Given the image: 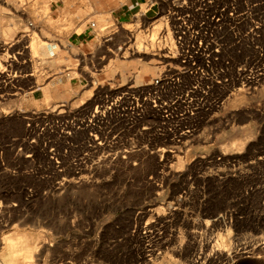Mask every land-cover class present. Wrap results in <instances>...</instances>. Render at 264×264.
Masks as SVG:
<instances>
[{
  "label": "rangeland",
  "instance_id": "1",
  "mask_svg": "<svg viewBox=\"0 0 264 264\" xmlns=\"http://www.w3.org/2000/svg\"><path fill=\"white\" fill-rule=\"evenodd\" d=\"M7 1L0 0L7 20L0 33V41L7 42L0 49L6 66L0 76V258H7L6 236L21 238L20 248L34 244L31 258L19 255V264H264V79L251 91H219L224 105L202 115L188 145L187 137L174 144L143 129L156 121L148 116L133 127L114 129L109 137L117 134V140L103 150L90 145L89 129L74 131L70 123L74 111H88L93 100L75 107L70 91L51 100L44 86L56 77L67 79L72 69L88 80L91 74L97 81L116 77L112 89L147 83L164 68L157 55L146 56L151 63L117 58L122 78L105 66L128 41L126 25L134 31L139 21L138 30L149 31L151 20L137 13L118 24L109 14L93 16L90 7H75L86 0H72L67 8L65 0H21L20 12L11 6L16 0ZM224 2L246 13L229 57L256 77L264 69V0ZM91 20L101 34L113 33L111 40L91 53L68 49L70 36ZM37 32L50 39V47L61 44L59 52L66 51L67 58L56 63L52 55H42L35 68L23 63L31 57L24 44ZM30 72L37 73L25 75ZM74 76H69L72 89L91 88L74 83ZM234 140L243 147L221 153L219 146ZM172 145L182 148L175 151L181 168ZM219 214L224 218L216 222Z\"/></svg>",
  "mask_w": 264,
  "mask_h": 264
},
{
  "label": "built area",
  "instance_id": "2",
  "mask_svg": "<svg viewBox=\"0 0 264 264\" xmlns=\"http://www.w3.org/2000/svg\"><path fill=\"white\" fill-rule=\"evenodd\" d=\"M146 4L141 16L151 20L150 25L162 18L159 39L165 44L164 68L147 83L115 89L100 83L93 87L95 80L90 75L83 86L91 83L93 87L91 107L86 112L74 111L70 121L74 131L89 129L90 145L103 150L117 140V134L109 137L114 129L133 127L148 116L156 121L143 129L152 128L155 137L172 142L190 139L202 115L224 105L218 92L232 89L233 93L241 83L238 73L245 67L229 57V49L240 42L235 6L225 7L224 0H147ZM149 12L151 16L146 15ZM91 27L97 29L95 21ZM102 35L111 40L113 33Z\"/></svg>",
  "mask_w": 264,
  "mask_h": 264
},
{
  "label": "bare ground",
  "instance_id": "3",
  "mask_svg": "<svg viewBox=\"0 0 264 264\" xmlns=\"http://www.w3.org/2000/svg\"><path fill=\"white\" fill-rule=\"evenodd\" d=\"M9 1V0H8ZM7 1V2H8ZM10 1H12V0H10ZM14 3H12V9H15V10H17V11H19L20 9L21 10H23L22 8H21V6H22V4H23V1H22V4H20L21 3V0L19 1V0H16V1H13ZM9 3V2H8ZM35 4V3H34ZM20 12V11H19ZM23 12V11H22ZM2 14V13H1ZM0 14V33H1V31H2V24L5 22V16H4V14H2L1 15ZM245 12H243V13H240V11L238 10V14H237V20H238V25L240 24V22H241V20L243 19V18H245L246 19V16H245ZM42 15V14H41ZM140 15V14H139ZM141 16V15H140ZM8 18V17H7ZM48 18V19H47ZM46 19V21H47V23L48 24H51V25H56L55 23H56V21H54L53 19H51V18H49V17H47ZM41 19H42V17H41ZM19 21H20V19H18ZM18 20H16L15 22H18ZM27 20V19H26ZM7 21V20H6ZM138 21V20H137ZM143 21V20H142ZM240 21V22H239ZM20 22H22V21H20ZM146 22V21H145ZM134 23V22H133ZM15 24V23H14ZM18 24V23H17ZM33 23H31V25H32ZM129 24V23H128ZM142 24V23H141ZM29 25H30V23H29ZM131 25V24H130ZM134 25V24H133ZM139 25H140V23H139V21L138 22H135V27H133L135 30L134 31H132V29H131V31L133 32V33H130L131 31H130V27H127V25H126V27H125V30L127 31V38H128V36H129V38L127 39L128 41H126L125 42V44H123V45H121L120 46V48H119V50H120V53H117L116 54V56L115 57H113L110 61H109V63H107L106 64V70H111L112 72H113V69H115V70H117L118 71V75L122 78V74H121V70H120V68L118 67V66H116L115 65V61L117 60V58H123V59H127L128 60V62H133V60H135V59H140V60H145V61H150V63H151V60L152 59H148V58H146V56L147 55H157L158 57H159V59H162V64L163 63H166L167 62V59H164V56H163V52H162V49H163V47H164V43L163 42H161V40L159 39V37H160V32H161V30H162V27H163V23H162V18L161 19H158V20H156V21H154L149 27V31H148V28L147 29H141V30H138V27H139ZM36 26V25H35ZM125 26V25H124ZM129 26V25H128ZM140 26H142V25H140ZM144 26V25H143ZM18 27V26H17ZM22 27V26H21ZM38 27V26H37ZM20 28V27H19ZM33 28H34V26H33ZM26 31H28V30H26ZM31 31V30H30ZM23 32H25V31H23ZM32 32H36V30H34V31H32ZM31 32V33H32ZM42 34H40L39 32H37V34L36 35H32L28 40H29V43H25L24 45H26L27 44V46H25V47H27L29 50V56H31L30 58H27V60H25V62L22 60V62L23 63H31V66L33 65V67L35 68V67H38L39 66V62H37V57H42V55L44 56V55H47V56H49L50 55V50H51V47H50V45H51V42H50V39H47V40H44V39H42V36H41ZM25 36H26V34H24L23 33V35H21L20 36V38L19 39H21V38H25ZM26 39V38H25ZM18 40V39H17ZM22 40H24V39H21V41ZM19 42V41H18ZM26 42H27V40H26ZM31 42V43H30ZM4 43L6 44L7 42H4V41H0V49L2 48V46L4 45ZM21 43V42H20ZM24 43V42H23ZM21 46V45H20ZM23 47V46H22ZM26 48H24V50H25ZM18 51V50H17ZM78 51V50H77ZM23 52H25V51H23ZM22 52V53H23ZM16 53H21V51H19V52H16ZM23 55H25V53L23 54ZM23 55H22V57H23ZM27 56V55H26ZM46 56V57H47ZM14 57V56H13ZM16 60H17V58H15ZM14 59V60H15ZM13 60V59H12ZM18 61H19V59H18ZM148 61V62H149ZM12 63V62H11ZM13 63H15L14 61H13ZM17 64V63H16ZM22 64V63H21ZM153 65H154V67H156V66H158V67H160V65L158 64V63H153ZM11 66H12V64H11ZM32 67V68H33ZM162 67V66H161ZM67 69H72L71 67H69V68H67ZM66 68H65V70H67ZM4 71H6V66L5 65H3V64H1L0 63V76L2 75V73L4 72ZM16 71V70H15ZM31 71V70H30ZM110 71V72H111ZM42 72V71H41ZM127 72H128V70H127ZM37 73V72H36ZM36 73L35 72H31V73H29V74H25L26 76H35L36 75ZM77 72L76 71H74V69H72V71H70V73L69 72H67V76L69 77L70 75H72V76H74L75 74H76ZM89 73V72H88ZM133 73V77L135 78V76H136V72H132ZM6 74V73H5ZM239 77H240V85H239V87H238V89H237V93H239V92H241V90H242V88H244L243 90H249V91H251L252 90V88H254V89H256L257 88V86L259 85V83L264 79V69L262 70V72L261 73H259L256 77H253L252 78V76L251 77H249V76H247L246 75V71H245V68H241L240 69V71H239ZM9 77H7V78H11V75L9 74L8 75ZM17 75H13V77L15 78ZM20 76V75H19ZM91 76H92V74H91ZM129 76V75H128ZM37 77H38V79L40 78L39 77V74H37ZM36 77V78H37ZM75 77V76H74ZM35 79V78H34ZM117 79V78H116ZM41 80V79H40ZM35 81V80H34ZM39 80H37V81H35V82H37L36 84H38L39 82H38ZM116 80H113L112 82H115ZM97 83H99L96 79H95V81H94V85H97ZM100 84H102V83H100ZM143 83H138L137 85H133V86H139V85H142ZM125 85H127V83L126 84H124V83H122L119 87H121V86H125ZM50 87H51V82H48L45 86H44V91H45V93H46V96L49 98V99H51V100H54V98L52 97V95H51V92H50ZM242 90V91H243ZM92 87L91 88H87V89H85V90H81V91H75L74 89H71L70 90V92L73 94V98L72 99H75L74 101H73V104H75V107H78V106H82V105H84L85 103H87V101L88 100H90L91 99V96H92ZM236 93V94H237ZM54 96V95H53ZM54 105V104H53ZM64 105H66L65 103H62L60 106H64ZM64 109H60V111L59 112H62ZM18 111H20V112H23V110L20 108ZM189 136H191V135H189ZM194 136L195 135H193L192 134V136L190 137V139H188V140H186L185 142H184V145H188L191 141H194V139L196 138H194ZM198 137V136H197ZM235 138V137H234ZM241 139H243V138H241ZM240 140V139H239ZM230 141V140H229ZM235 141V140H234ZM244 142H246V141H244ZM172 143H174L175 144V142H172ZM243 142H241V141H238V142H228L227 144H225L224 143V145H220L219 147H220V149L219 150H221V153H223V154H228V153H235V152H237L239 149H241L242 147H243V144H242ZM171 148H174V149H172L171 150V152L172 153H174V156H177V161H178V165H177V167H179V168H181L182 167V157H181V155L179 154V153H177L176 155H175V151H177V150H182V148H181V146H178V145H176V146H174V145H172V146H170ZM163 150H165L166 151V149L165 148H162ZM172 156V155H171ZM176 166V165H175ZM8 204V203H7ZM7 211V210H6ZM5 213V212H4ZM159 213V212H158ZM227 215V214H226ZM142 216V215H141ZM223 219L224 217H223V214H219V215H217V217L215 218V220H216V222L219 220V219ZM140 220V219H139ZM219 222V221H218ZM139 223V222H138ZM154 230V229H153ZM41 235V234H40ZM21 239V238H20ZM15 240V239H13V238H10V237H6L5 236V238H3V244L5 245V244H9V247L7 248V258H0V264H19V262L16 260L17 259V257L19 256V255H22L24 258H25V260H27V259H30L31 258V256H32V253H33V246H34V244L33 243H31V242H27V246L26 247H24V248H20V244H21V240ZM40 240H42V239H40ZM42 242H44V241H42ZM42 242H41V244H42ZM38 243V242H37ZM1 244V243H0ZM45 245V244H44ZM47 245V244H46ZM46 249V248H45ZM217 249V248H216ZM221 250V249H220ZM50 252V251H49ZM52 252V251H51ZM235 255V254H234ZM228 259H230V258H228ZM35 261V260H34ZM30 262H32V261H30ZM57 262V261H56ZM45 263V262H44ZM40 264V263H39Z\"/></svg>",
  "mask_w": 264,
  "mask_h": 264
},
{
  "label": "crops",
  "instance_id": "4",
  "mask_svg": "<svg viewBox=\"0 0 264 264\" xmlns=\"http://www.w3.org/2000/svg\"><path fill=\"white\" fill-rule=\"evenodd\" d=\"M71 1L72 0H65V3L67 5H65L64 8H67V6H69L68 4H70ZM86 1L88 2V4H86L85 6L84 4H80L79 6L75 5V7H79L81 9H85L86 6L90 7L93 10L92 11L93 12L92 14H94L93 16H103L109 14L112 18H114V22H118V23L133 20L135 16L139 15L137 13H141V15H143L146 10L142 12L141 8L142 5L147 2V0H86ZM151 13L152 12L146 13V15L151 16L150 15ZM91 21H95V20H91ZM91 21H88L86 23V27L83 30L75 31L70 36V44L68 45V49L72 48L73 46H77L79 49H82L85 52L87 50L93 51L94 47L101 44V41L102 43H106L107 41H109L99 32L97 21H95L97 29L91 27ZM61 49H62L61 44H58L57 47L54 46L51 47L50 55H52V58L55 59L56 63H57V59H60L62 57H64L63 59L67 58L66 54L64 53L66 51L61 53L59 52L61 51ZM91 51L89 53H91ZM61 65L65 66V64L63 63H61ZM140 68L141 65L139 66V69ZM60 73H64V72L60 71ZM56 74H59V72H57ZM99 75H101L100 72H98L97 77ZM113 80H116V77H112L108 75V78L106 80L100 81L98 79V82L99 83L107 82L106 85H110L113 83L112 82ZM87 82H88V76L86 74H82L80 77H75L74 80V83H79L82 86L85 85ZM71 85H72V81L71 79H69V77L65 80H61L58 77L52 79L50 92L54 100L56 96L63 97V94L68 93V91L72 89L70 87ZM43 94L44 91L42 92V99H44Z\"/></svg>",
  "mask_w": 264,
  "mask_h": 264
}]
</instances>
